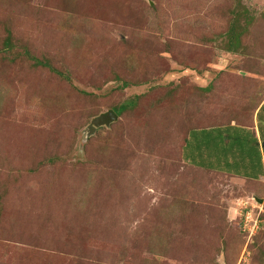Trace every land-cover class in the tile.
Returning <instances> with one entry per match:
<instances>
[{
    "label": "rangeland",
    "instance_id": "rangeland-1",
    "mask_svg": "<svg viewBox=\"0 0 264 264\" xmlns=\"http://www.w3.org/2000/svg\"><path fill=\"white\" fill-rule=\"evenodd\" d=\"M262 96L264 0H0V264H264L263 180L179 154Z\"/></svg>",
    "mask_w": 264,
    "mask_h": 264
},
{
    "label": "crops",
    "instance_id": "crops-1",
    "mask_svg": "<svg viewBox=\"0 0 264 264\" xmlns=\"http://www.w3.org/2000/svg\"><path fill=\"white\" fill-rule=\"evenodd\" d=\"M258 101L254 111L250 114L249 123H240L232 118L224 119L222 116L226 117L225 111L224 115L221 110L217 112L214 108L212 112V105L206 108L202 112L204 119H201V124L204 126L188 130L181 147H179L182 162L206 173L221 174L238 180L258 182L263 180L261 182H264V146H262L264 126L259 121V112L264 106V97ZM206 111H210L209 115ZM194 134L202 137L210 136L214 151L218 152L219 149L222 151L220 161H213V156L201 155L198 157L195 152H189V149L194 147L192 144ZM236 139L240 140V143L235 148ZM246 145H249L247 149L253 150L252 153L244 150ZM225 155L226 157H224ZM224 163L229 168L224 167ZM254 196L260 198L258 195Z\"/></svg>",
    "mask_w": 264,
    "mask_h": 264
},
{
    "label": "water",
    "instance_id": "water-1",
    "mask_svg": "<svg viewBox=\"0 0 264 264\" xmlns=\"http://www.w3.org/2000/svg\"><path fill=\"white\" fill-rule=\"evenodd\" d=\"M118 118V115L113 110H108L107 112L101 113L98 116H95L87 128L84 130L86 137L91 136L98 127L108 126L111 122L115 121ZM262 146H264V140L262 142ZM259 202H263V198L255 197Z\"/></svg>",
    "mask_w": 264,
    "mask_h": 264
},
{
    "label": "trees",
    "instance_id": "trees-1",
    "mask_svg": "<svg viewBox=\"0 0 264 264\" xmlns=\"http://www.w3.org/2000/svg\"><path fill=\"white\" fill-rule=\"evenodd\" d=\"M237 37H238V33H237ZM239 40V39H238ZM47 63V62H46ZM264 97V96H262ZM139 98V95L133 96L131 98H129L128 100H125L123 103H121L119 106L113 108V111L117 114V115H121L123 112L127 111V109H134L136 104H137V99ZM264 107V106H263ZM195 124V123H192ZM201 124V123H200ZM100 128H104V127H100ZM193 129V128H192ZM190 130V129H189Z\"/></svg>",
    "mask_w": 264,
    "mask_h": 264
},
{
    "label": "clouds",
    "instance_id": "clouds-1",
    "mask_svg": "<svg viewBox=\"0 0 264 264\" xmlns=\"http://www.w3.org/2000/svg\"><path fill=\"white\" fill-rule=\"evenodd\" d=\"M257 198H258V197H257ZM263 202H264V200H263ZM263 202H262V203H263Z\"/></svg>",
    "mask_w": 264,
    "mask_h": 264
}]
</instances>
